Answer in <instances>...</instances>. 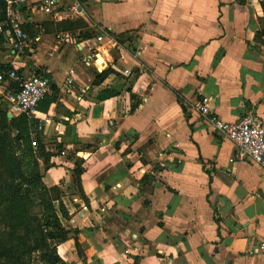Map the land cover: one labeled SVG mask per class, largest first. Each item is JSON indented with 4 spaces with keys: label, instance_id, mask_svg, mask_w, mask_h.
Segmentation results:
<instances>
[{
    "label": "crops",
    "instance_id": "obj_1",
    "mask_svg": "<svg viewBox=\"0 0 264 264\" xmlns=\"http://www.w3.org/2000/svg\"><path fill=\"white\" fill-rule=\"evenodd\" d=\"M80 3L75 19L30 17L23 55L0 37L1 70L51 81L47 111L45 98L37 120L12 118L43 124L39 168L73 229L59 256L66 264H264V170L235 161L234 145L195 109L207 99L226 122L252 113L264 123V0ZM65 23L78 25L66 31L75 43L56 40ZM91 55L97 62L87 68Z\"/></svg>",
    "mask_w": 264,
    "mask_h": 264
},
{
    "label": "trees",
    "instance_id": "obj_2",
    "mask_svg": "<svg viewBox=\"0 0 264 264\" xmlns=\"http://www.w3.org/2000/svg\"><path fill=\"white\" fill-rule=\"evenodd\" d=\"M109 75L110 71L102 73L95 83ZM52 102L46 98L45 111ZM21 119H9L0 109V264H66L57 247L69 238L64 226L69 212L60 191L43 182L37 153L44 150L32 146L41 133L32 139L30 128L36 124L30 127ZM34 204L40 210L36 215L31 212ZM76 247L82 256L78 243Z\"/></svg>",
    "mask_w": 264,
    "mask_h": 264
},
{
    "label": "built area",
    "instance_id": "obj_3",
    "mask_svg": "<svg viewBox=\"0 0 264 264\" xmlns=\"http://www.w3.org/2000/svg\"><path fill=\"white\" fill-rule=\"evenodd\" d=\"M0 37L10 50L23 55L31 51V42L25 30L27 21L33 15L42 13L51 15L62 12L71 19L78 18L82 12L80 0H0ZM61 13V14H62ZM62 43H75L73 34L63 32L56 35ZM103 38L99 37L101 42ZM97 62V56L84 59L85 67L91 68ZM73 74V71L70 72ZM130 75V71H125ZM72 88V80L68 81ZM51 92V81L40 75H21L15 68L0 69V106L8 115L25 116L29 120H37L39 103ZM195 109L199 112L216 133L229 140L235 148V161H249L264 170V123L252 113L246 114L236 122H226L213 112L207 99L198 102ZM113 126V123H111ZM43 124L39 123L33 130L32 137L43 132ZM33 148H37L35 142ZM62 156L66 153L62 152Z\"/></svg>",
    "mask_w": 264,
    "mask_h": 264
},
{
    "label": "rangeland",
    "instance_id": "obj_4",
    "mask_svg": "<svg viewBox=\"0 0 264 264\" xmlns=\"http://www.w3.org/2000/svg\"><path fill=\"white\" fill-rule=\"evenodd\" d=\"M63 15V14H62ZM65 15V14H64ZM63 15V16H64ZM66 16V15H65ZM69 17H65L64 19H68ZM64 29L63 30H65V31H61L60 33H63V32H66L67 30H69V31H71V30H73V29H76L77 27H78V25L77 24H74V23H72V24H67V23H65L64 24ZM49 29H51V28H49V27H45V30H49ZM32 33H33V35H35V32L34 31H32ZM59 33V34H60ZM1 110L3 109V107H1L0 108ZM25 118H27V117H25ZM24 118V119H25ZM24 119H21V121H25ZM28 119V118H27ZM18 120V119H17ZM20 120V119H19ZM22 122V123H23ZM31 208H32V210H31V212L34 214V215H36V214H38L39 212H40V210H39V208L37 207V205L36 204H34L33 206H31ZM64 226L66 227V229L68 230V231H73V229H72V227H70V226H68L67 225V221H64Z\"/></svg>",
    "mask_w": 264,
    "mask_h": 264
},
{
    "label": "water",
    "instance_id": "obj_5",
    "mask_svg": "<svg viewBox=\"0 0 264 264\" xmlns=\"http://www.w3.org/2000/svg\"><path fill=\"white\" fill-rule=\"evenodd\" d=\"M8 118H9V119H12V116H11V115H8ZM15 135H17V133H15Z\"/></svg>",
    "mask_w": 264,
    "mask_h": 264
}]
</instances>
